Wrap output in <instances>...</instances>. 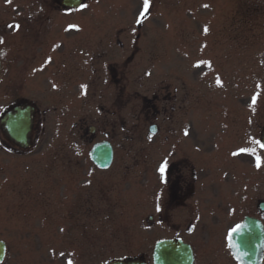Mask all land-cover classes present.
Instances as JSON below:
<instances>
[{"label":"rangeland","instance_id":"obj_1","mask_svg":"<svg viewBox=\"0 0 264 264\" xmlns=\"http://www.w3.org/2000/svg\"><path fill=\"white\" fill-rule=\"evenodd\" d=\"M140 3L99 1L97 9L113 6L116 12L111 18L98 16V24L128 26L130 30L129 45L123 49L113 43L108 60L119 65L124 62L129 77L142 78L145 89L166 80L192 91L195 121H205L206 105L212 111L211 117L215 115L211 122L223 120L222 110L235 106L240 115L242 143L248 126L250 130L257 126L259 138L264 124V0H154L153 14L144 19L142 28L137 31L138 15L134 11ZM28 5L29 0H0V37L3 38L0 51L4 55L0 79L2 88L8 85L0 93V110L13 99L7 91L12 79L25 94H31L29 99L39 100L42 109L49 107L50 110L42 125L44 132L31 150L18 155L0 150V235L8 239L6 241L16 251L13 255L17 264H90L70 242L76 234L84 240L85 234L95 232L113 238V256L120 257L135 248L143 233L139 209L142 168L138 149L150 146L142 139L147 135V125L141 133L131 129L138 113L122 106L110 80L106 81L108 72L103 69L98 72L97 87L88 89L92 73H89L91 65L82 60L84 54L79 77L72 76L69 82L62 79L66 83L60 81L59 85L69 89L49 98L44 93L51 83L47 76V71L52 70L50 66L24 64V59L11 65L13 49H16V57L28 56L24 48L25 28L20 32H15L14 28L18 23L27 24L22 14ZM137 32L141 35L139 40L134 39ZM87 34L81 33L82 46L91 40ZM82 50L85 53L87 49L82 47ZM129 54L133 59L126 61ZM31 68L35 69L33 74ZM79 82L80 91L77 90ZM122 120L127 122L126 126L122 125ZM83 124L86 129L97 128L91 141L88 140L90 134L88 138L78 136V125ZM100 140H109L115 149L114 162L108 170L97 169L88 157L92 144ZM256 149L262 166L264 151L259 145ZM242 161L245 171L242 185L254 186L256 180L249 174L253 166L248 160ZM256 170L259 195L264 187V169L256 167ZM93 180L98 190L97 208L88 207L89 196L94 200L90 194ZM51 184L55 189L49 187ZM14 187L17 190L14 202H18L20 208L16 214L11 211L13 202L10 201L13 200L9 197ZM79 189L81 205L76 201ZM244 193L242 191V196ZM47 194L50 202L46 204L43 196ZM31 204L33 207H28ZM49 217L50 220L45 219ZM63 248L64 251L58 252Z\"/></svg>","mask_w":264,"mask_h":264},{"label":"flooded vegetation","instance_id":"obj_2","mask_svg":"<svg viewBox=\"0 0 264 264\" xmlns=\"http://www.w3.org/2000/svg\"><path fill=\"white\" fill-rule=\"evenodd\" d=\"M99 1L29 0L28 9L23 10L22 14L27 24H16L19 28L14 26L15 32L25 28L27 40L24 48L28 56L16 57V49H13L11 65L18 64L24 59V64L39 63L50 66L52 70L47 71V76L51 83L44 96L49 98L65 93L69 89L62 88L59 82L62 79L69 82L72 76L79 77L82 68L81 55L84 54L85 58L82 60L85 64L91 65L89 73H92V79L86 82L88 89L93 90L97 87L96 82L100 76V73L97 76L98 72L102 69L108 72L106 81L110 80V86L120 97L122 106L138 113L131 129L141 133L147 125V135L142 139L150 146L143 145L138 149L139 165L142 168L139 209L142 213L143 233L139 235L135 248L120 257H114L113 238L96 232L85 234L87 236L84 240L80 234H76L71 239L73 242H69L75 244L78 253H83L87 258L85 261L90 264H108L115 258L138 264H243L242 260L235 259L229 249L227 237L230 229L241 224L245 217L259 219L264 229V187L262 186L263 190L258 195L255 156L247 152L238 155L233 153L239 152L242 148L256 149L257 144L252 143L254 140L263 143L264 124L260 127L259 138L257 126L254 125L252 130L251 126L246 127L248 131L244 133L243 144L240 115L235 106L222 110L223 120L211 122L210 119L215 115L211 117L212 111L206 105L203 111L205 121L198 122L193 119L192 91L179 88L166 80H160L153 88L145 89L142 78L129 77L130 73L124 62L119 65L118 62L108 60L111 53L109 49L113 43L123 49L129 45L130 38H127L130 36V30H127L128 26L98 24V16L111 18L116 12L113 6L105 10L97 9ZM133 1L135 3L141 1L139 8L134 11L135 15H139L143 9V0ZM81 2L88 4L89 7L83 11L73 10ZM153 3L154 0H150L147 18L154 12L151 7ZM142 24L136 23L137 31L142 28ZM72 25L77 27H70ZM82 32L88 33L91 37L84 46ZM140 37L138 32L134 34L135 40H139ZM82 47L87 49L85 53ZM129 56L130 54L126 61L133 59ZM3 60L4 55H0V77L3 73ZM103 64L106 67L103 68ZM34 70L31 68V74ZM2 81L0 79V93L8 86L5 84L2 88ZM31 85L34 86L33 81ZM9 88L7 91H10L13 99L0 110V150L4 149L12 155L24 154L39 142L44 132L42 125L50 109L49 107L42 109L39 100L29 99L28 96L31 94H25L19 89L15 79L10 81ZM29 90L32 92L31 88ZM77 90L80 91V82ZM27 113L30 128L25 137H22L15 129V132L12 131L10 122L16 125L17 116ZM84 125H78V136L88 138L90 134L88 140L91 141L97 128L93 126L94 131L90 132L91 126L86 129ZM122 125L126 126L127 122L122 120ZM185 130L188 132L187 135ZM246 141H249L247 143L249 145ZM111 145L114 153V146L112 143ZM164 159L168 160L169 168L161 176L157 169ZM243 159L250 161L253 166V170L249 169V174L256 180L254 186L242 185V176L245 172L242 167ZM113 162L114 154L112 164ZM261 168L264 169L263 164ZM1 173L0 169V176ZM93 182L90 185V194H93L94 200L89 196V208H97L98 190L94 188L95 180ZM49 187L55 189L52 184ZM242 191H245L244 196ZM81 193L79 189L76 195L77 203L81 200ZM9 197L13 200L10 201L13 202L10 205L11 211L16 214L20 208L18 202H14L17 199L15 187L10 190ZM44 197L46 204L49 203L50 195L43 196V200ZM14 219L11 220L16 224ZM45 219L50 220V217ZM6 240L8 239L0 235V242L4 244L3 248H0V264H17L18 261L13 255V251H16L12 250ZM126 245L128 247L125 243L124 246ZM61 251H64V248L58 250ZM24 252L28 253L27 250ZM256 264H264V250Z\"/></svg>","mask_w":264,"mask_h":264},{"label":"water","instance_id":"obj_3","mask_svg":"<svg viewBox=\"0 0 264 264\" xmlns=\"http://www.w3.org/2000/svg\"><path fill=\"white\" fill-rule=\"evenodd\" d=\"M16 125L11 123L12 131L19 132V136L25 137L30 128L29 114L18 115ZM90 132L94 131V127H91ZM14 131V132H15ZM263 143H264V130H263ZM90 160L100 169H107L110 167L113 160V148L109 141H100L92 145L89 150ZM247 223L249 225V231H246L243 235L240 233L234 234V240L239 242L243 252L247 253L242 257L243 264H256L259 261L262 252L264 250V229L261 221L255 217H245L241 224ZM3 242H0V248H3ZM233 255L235 249H231ZM257 259V260H256ZM256 260V261H254ZM246 261V262H244ZM108 264H138L136 262H126L124 259H112Z\"/></svg>","mask_w":264,"mask_h":264},{"label":"snow or ice","instance_id":"obj_4","mask_svg":"<svg viewBox=\"0 0 264 264\" xmlns=\"http://www.w3.org/2000/svg\"><path fill=\"white\" fill-rule=\"evenodd\" d=\"M9 2H10V0H9ZM149 5H150V0H143V9H142V11H140V13L138 15V18L136 20V23L141 24V23H143V20L147 18V14L149 12ZM88 7H89L88 4L81 2L78 5V7L73 9V10L83 11L84 9H87ZM204 7H208V5H204ZM8 27L11 28V27H13V25H8ZM15 27L19 28V25H16ZM70 27H77V26L72 25ZM204 31H205V33H207V31H208L207 27H205ZM0 43H3V38L2 37H0ZM0 55H3V54L0 53ZM201 63H209V62L208 61H201ZM253 103H255V98L253 99ZM187 134H188V132H187V130H185V135H187ZM253 143L259 145V147L261 149H264V143H262L261 141L254 140ZM241 152H247V153L255 156L256 167L257 168L261 167L262 158L256 153V149L255 148H242V149L239 150V152L233 153V155H238ZM168 168H169V162H168L167 159H164L160 163L157 171L161 174V176H163L167 172ZM88 183H91V181H89ZM159 210H160V208L157 205V211H159ZM61 231H63V229H61ZM246 231H249V225L247 223L237 224L235 227L230 229L228 237H227L229 249H235L236 250L235 253H234V257H235V259L237 261H241L242 257L244 255H246L247 253L243 252V249H242L240 243L236 242L234 240V234L240 233L241 235H243ZM62 255H63V253H62Z\"/></svg>","mask_w":264,"mask_h":264}]
</instances>
